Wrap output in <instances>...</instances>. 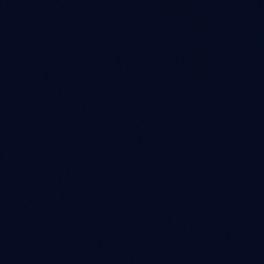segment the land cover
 <instances>
[{
	"label": "water",
	"instance_id": "95a60500",
	"mask_svg": "<svg viewBox=\"0 0 264 264\" xmlns=\"http://www.w3.org/2000/svg\"><path fill=\"white\" fill-rule=\"evenodd\" d=\"M0 264H264V0H0Z\"/></svg>",
	"mask_w": 264,
	"mask_h": 264
}]
</instances>
